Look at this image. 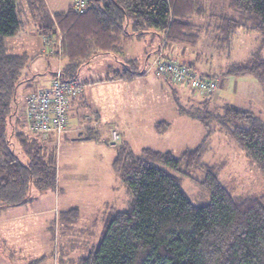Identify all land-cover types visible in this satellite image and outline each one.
Instances as JSON below:
<instances>
[{"label": "trees", "instance_id": "1", "mask_svg": "<svg viewBox=\"0 0 264 264\" xmlns=\"http://www.w3.org/2000/svg\"><path fill=\"white\" fill-rule=\"evenodd\" d=\"M228 7L236 16L210 13L205 0H91L82 15L72 5L53 18L45 0H0V208L30 202L34 188L44 192L57 187L56 155L39 136L25 131L19 114V89L32 79L24 77L31 55L11 50L8 38L30 25L40 36L61 29L63 71L73 80L96 56H117L133 38L152 34L166 45L196 47L212 30L218 50L228 51L244 28L258 35L260 47L222 74H253L264 85L259 51L264 48V0H229ZM131 62H125V70L116 76L130 78L147 71L130 67ZM223 109L220 121L264 174V119L236 105ZM193 116L209 127V117ZM155 124L158 132L170 126ZM211 134L209 128L198 147L179 157L151 147L138 155L128 143L118 144L112 164L132 202L107 216L96 249L76 264H264V194L234 196L219 178V167L203 162ZM198 168L205 172L198 182L211 194V202L203 206L190 201L172 172L189 176ZM80 216V209L71 208L59 212L58 219L76 224Z\"/></svg>", "mask_w": 264, "mask_h": 264}, {"label": "rangeland", "instance_id": "2", "mask_svg": "<svg viewBox=\"0 0 264 264\" xmlns=\"http://www.w3.org/2000/svg\"><path fill=\"white\" fill-rule=\"evenodd\" d=\"M228 1L206 0V5L210 13L236 16L229 9ZM198 21L199 24L206 25L204 23L205 19H198ZM32 28V25L27 26L26 29H22L14 36L8 38V44L19 52L26 51L28 41L38 47L40 45L39 33L32 32L31 35H28L29 30ZM206 33H211V31L208 30ZM56 34L58 37L57 41L61 43L59 48H62L63 32L60 29ZM205 34H203L202 41L195 51L203 53L202 60L209 68L206 70V68L198 66V68L193 67V69L200 73H215L213 75L219 77V88L215 93L203 95L189 86L182 85V87L179 86L181 84L173 82L175 85L170 84L168 89L170 92H172L171 87L176 89L175 103H173L170 99L169 101L166 100L167 94L152 88L150 83L144 84L142 82L125 87L119 86V88H115L111 96L106 97L105 101L108 105H111L110 109L118 108L120 119H115L118 116L111 113L112 115L107 116L105 120H101L100 129L92 128L91 131L80 130L70 135L72 139L78 140L81 136H88L94 140L93 144L87 145V147L79 143L74 145L63 140L67 136L61 138L62 135L51 134L50 137L52 139L48 142V146L49 150L56 155L57 187L55 190L44 192L34 188L32 200L26 206L33 211L34 209H37V211L51 209L59 196L61 200L59 207L62 208V211H64V207H67L65 204L68 201L69 206L81 209L82 219L76 224H65L59 221V212H51L50 210L42 215L38 214L34 217L22 219L17 226L11 224V226H8L7 242L3 239L0 240V264H28V261L32 260L35 261L34 264H76L81 256H86L96 249V246L101 241L107 216L113 213L111 208L116 205L128 208L132 202V194L121 182L116 171H114L112 163L117 153V148L112 146V141L108 142V140H105V134L107 133L111 137V133L117 131L121 138L116 145L126 142L138 155L143 152L145 147H151L164 152H167V150L173 151L175 156L179 157L183 151L198 147L207 136L210 128L212 134L208 139V148L203 153V162L219 167V178L224 185L228 186L234 196L246 198L264 194L263 172L251 159L246 157V154L243 153L238 143L233 140L219 119V115L223 114V108L226 105H236L242 109L247 108L264 119V85L260 83L258 78L253 74L230 76L222 74V71L228 69L232 64L242 62L254 53L260 47L261 41L256 33L242 28L234 37L231 50H218L217 41L212 42L211 40L213 33L208 36ZM59 36L62 37V40ZM154 37L152 34L145 35L140 42L138 41L134 44L137 46L129 47L127 52H120L117 56L112 54L98 55L90 63L84 65L85 68H83L85 71L97 70L104 75L107 72L112 74L114 72H123L125 70L124 63L132 60L133 62L128 65L141 71L149 57V64L153 61L155 53L164 52L165 56L169 54V46H165L163 51L158 50L157 47V51H154L149 56L154 47L157 46V42L160 43L159 39H154ZM161 44H166L164 39ZM34 45L31 44L29 47H34L33 49L37 51L38 49ZM27 50L36 53L35 50ZM259 51L264 58V48ZM58 60L61 61L57 57L56 63L61 65ZM38 62L40 63L41 60L38 59ZM183 62L185 63L186 61ZM56 63L52 61L50 69L56 68ZM61 66H64V64ZM34 69L38 70L36 66H34ZM62 69L64 70V68ZM80 74L81 71L76 79H81ZM157 76L155 69L149 74V77L154 80ZM158 78L162 77L158 76ZM40 80V75L36 76L31 80L30 85L26 82L19 89V114H21L22 120H24L22 110L27 103L28 94L39 89ZM184 93L186 94L183 95ZM114 95L116 98H114ZM157 95L162 97V102H158L159 106L165 101L163 105H165L166 112L169 113L171 123H173L170 129L168 128L169 130L167 129L168 131L164 132H158L154 125V121L159 118V115L151 99ZM149 105L151 108L148 107ZM172 106H174V112ZM128 109L131 113L144 114L145 119L140 123L142 128L129 127L126 137H122V127L118 125V122H120L119 120L122 117L126 116L124 112L127 113ZM78 111L76 110L74 117L76 115V118L81 117L84 119L85 115H83V112L81 110ZM69 114H72L71 111ZM193 115L209 117V127ZM76 118H74V121ZM71 137H68V139H71ZM16 148L19 150L20 147L16 146ZM22 155L25 157L24 154ZM172 172L181 180L182 189L191 202L199 206L211 202L210 192L198 182L203 180L205 174L203 169L198 168L189 176L184 175L182 171ZM89 175L92 176L90 179L97 184V190L92 192L95 197V203L96 200L97 203L100 201L98 205L103 206V210L108 208L106 214L102 212L103 210L101 211L99 218L93 217V213L96 211L95 203L93 204L92 202L90 205H88L89 202L86 203L92 195L87 197L88 195H85V193L79 192L85 185L84 178L86 176L89 177ZM59 181L61 185L64 183L66 187H68L67 182H70L74 187V191H70L71 194L69 196L65 195L66 192H63V187L59 188ZM124 190H127L125 192H128L129 196L124 193ZM92 221H95V223H92ZM32 254L35 256L34 258H31Z\"/></svg>", "mask_w": 264, "mask_h": 264}, {"label": "crops", "instance_id": "3", "mask_svg": "<svg viewBox=\"0 0 264 264\" xmlns=\"http://www.w3.org/2000/svg\"><path fill=\"white\" fill-rule=\"evenodd\" d=\"M45 2L47 3L50 14H52L53 18L55 17L56 12L66 11V10L70 9V7L73 5L72 0H45ZM198 19L199 18H196L197 23L199 22ZM204 23L207 24L206 21H204ZM210 31H211V33H206L205 35L208 36V35H211L213 33V38L211 39V37H210V39L212 40V42H214V41H216V35L212 30H210ZM32 32L37 33L36 27H33L31 30H29L28 35H31ZM39 38H40V45L38 47H37V45L35 46L30 41H28V44H27V49H30V50H35V49H33L34 47H29V46H31V44L34 45L36 47V49H38L37 51L35 50L36 53L29 52L27 49H26V51H22V52L20 51L19 52L17 50H14L11 45H9V44L8 45H9L10 49L13 51H16L19 53H23V52H29L30 53L31 63L27 67V69L24 71L25 72L24 77H26L27 79L28 78L34 79V77L40 75L41 80L39 81L38 86L39 87L50 86L51 78L55 74V72H56L55 70L59 66L56 63L57 57L61 59V61L58 60L59 62H61L60 63L61 65L62 64L65 65V62L63 61L62 55L60 56L59 54H57L55 56L54 53L48 54V53L44 52L42 49L43 48V40H42L41 36H39ZM140 40H141V38H140ZM140 40L133 38L132 41L129 43V46L124 51H120V52L121 53L127 52L129 50V47L137 46L134 44L138 41L140 42ZM201 41H202V38L200 39L199 44L201 43ZM199 44L197 46H199ZM165 46H169V48H168L169 54H166V56L173 59L174 61L176 60L178 62L183 63L184 65H187V63L189 62L190 64L194 65V68H198V66L200 68H202V67L206 68V70H207V68H209L207 65L204 64V61L202 60L203 53H201L200 51H197V52L195 51L197 46L196 47H189V46L185 47V46H182L179 44H174V46H172V45L161 44V41H160V43L157 42V46L154 47V50H152V52L150 53L149 56H151L154 51H157L156 50L157 47H158V50L163 51V49H165ZM120 52H118V53H120ZM38 53H41V54L38 55ZM159 53L164 55V52L163 53L157 52L155 54H159ZM149 58L146 60L145 65H144V68L147 67V71L144 74L135 75V76H132L130 78H125L121 75L119 77L116 76V75L120 74V72H122V71L114 72L112 74H111V72H107L104 75L102 72H98L97 70H86L85 71L84 70L85 66H84V68L81 69V74H80L81 79H79V80L83 81V82H87V86H86L85 92L82 96L74 98L73 100L70 101V103H69L70 107H69L68 114L70 111L72 114H69V116H70L69 124L67 126V129L64 131V133L61 134L62 135L61 138H63V136H67V137H65L66 139H63V140L64 141L66 140V141H68L74 145L79 143L80 145L82 144L83 146L87 147V145L93 144L94 140L92 138H89L88 136H86V137L81 136L80 139L78 140V139H72V137L70 135L75 134L76 132H78L80 130L81 131H87V130L91 131L92 128H97V130L100 129L101 128V126H100L101 120H105V118L107 116H109L111 113L118 116L115 119H120L119 118L120 112L118 111V108L110 109L109 107L111 105H108L107 102L105 101L106 97L111 96V93L115 91V88H119V86L125 87V86L130 85V84H136V83L140 84L142 82H144V84L150 83V86L152 88L156 89L157 91L159 90V91L163 92L164 94H167L166 100L169 101V99H170V100H172L173 103H175V98H176L175 97V95H176L175 91H176V89H173L171 87L172 92H170V90H168V89H169L170 84L175 85L176 83L174 84L170 79L165 78V77L162 79V78H158V76H157L155 78V80L151 79L149 77V74L151 72H153V70L152 69L149 70V68H150L149 66L151 64V63L149 64ZM38 59L41 60L40 63L38 62L39 65L37 63ZM49 60H51V61H49ZM52 61L54 63H56V68H54V69H50V63ZM183 61H186V62L184 63ZM34 66H36V68L38 70H35ZM62 67L64 68V66H62ZM206 70H204V71H206ZM50 71H52V72H50ZM202 73H204L206 75L215 74V73H210V72H202ZM82 75H83V77H82ZM214 76H216V75H214ZM217 79H219V77H217ZM31 80H29L27 82L28 85H30L29 83H31ZM179 86H182V85H179ZM185 94L186 93H184L183 95H185ZM102 97H105V98H102ZM114 98H116L115 95H114ZM151 101L153 102L154 108L157 110L158 115H159V118H156L154 123L160 122V121L170 123V126H169V129H170V127L173 123H171L169 113L166 112L167 109H165V105H163V103H165V101L160 106L158 104V102H162L161 95L154 96V98H152ZM113 105H116V104H113ZM25 106H24V109L22 110L23 114H24V111L26 109ZM148 107L151 108L150 105ZM76 110H77V112H79L78 110H81L83 112V115H85L84 119H82L81 117L76 118V115L74 117ZM172 110L174 112V106H172ZM124 115H126V116L122 117L121 120H119L120 122H118L119 123L118 125H120L122 127V131H121L122 137H126L125 135L127 134L129 127L132 128L134 126L136 128H142L140 123H142L143 120L145 119L144 114L140 115L137 112L131 113L130 110L128 109L127 113L124 112ZM74 118H76L75 121H74ZM154 125L156 126V124H154ZM23 127H24L26 132L30 133L29 129H27L26 124ZM68 137H71L72 140L70 138L68 139ZM51 139H52V137H49L48 139H42L43 140L42 142L47 146L48 142L51 141ZM105 140H108V142H111L113 140L112 135L110 137V135H108V133L105 134ZM22 160L24 162H27L23 155H22ZM90 178H92V176H90V175H89V177L86 176V178H84V184L85 185H84L83 189L81 188V190H79V192L85 193V195H88L87 197L92 195V192L97 190V184H95L94 180H91ZM58 185H59V188L63 187V192L64 191L66 192L65 195L69 196L71 194L70 191L71 192L74 191V187L70 184V182H67L68 187H66V185H64V183H63V185H61L60 181H59ZM70 185H71V187H70ZM124 189H126V188H124ZM125 191H127V190H124V193H127V195L129 196V193L125 192ZM92 202H93V204L95 203V197L93 195L86 201V203H88V205H90ZM99 202L97 203V200H96V203H95L96 211H95V213H93V215H94L93 217L99 218V216H101V211L103 210L102 209L103 206H99L98 205ZM53 203H54V201H53ZM26 204L27 203L22 204L20 206H10V208H0V240L3 239L5 242H7V240H8L7 235H8V230H9L8 226H11V224H15V226H17V224L20 223L22 221V219L34 217L35 215H38V214L42 215V214L47 213V211H50V210H51V212L55 211L56 213L62 212V208L59 207V205L61 204V200H60L59 196H58V198H56V201L54 203V206H56V208H54V206H52L53 208H51V209H45L42 211H37V209H34V211H33V210L29 209L26 206ZM66 205H67V207H64V209H63L64 211H67L71 208H74L73 206L68 205V201L65 204V206ZM122 207H124V206H122ZM122 207H118V205H116V206H113V208H111V209L113 211H122L126 208V207H124V208H122ZM106 210L108 211V208H106ZM106 210H103L102 212H105V214H106ZM113 211H111V212H113ZM80 212H81V216H82L81 209H80ZM81 216H80V218H81ZM92 223H95V221H92ZM26 241H28V240H26ZM34 257L35 256L32 254L31 258H34ZM34 263H35L34 260H32L30 262L28 261V264H34Z\"/></svg>", "mask_w": 264, "mask_h": 264}, {"label": "built area", "instance_id": "4", "mask_svg": "<svg viewBox=\"0 0 264 264\" xmlns=\"http://www.w3.org/2000/svg\"><path fill=\"white\" fill-rule=\"evenodd\" d=\"M72 2L75 12L81 15L89 10L91 4V0H72ZM59 37L62 40V37ZM41 38H43L44 52L57 54L60 51L58 54L61 55L62 48H59L61 43L57 41L56 33L51 32L49 35H42ZM54 47L57 49L55 50ZM149 67V70L155 69L159 77L189 86L203 95H211L219 88L217 78L207 77L189 65L174 61L161 53L155 54ZM62 68L59 65L55 70L50 86H41L37 91L28 94L24 120L27 129L41 139H48L53 133L58 136L64 133L70 120L69 103L74 98L82 96L87 86V82L67 79ZM112 137L111 144L117 146L120 135L115 131Z\"/></svg>", "mask_w": 264, "mask_h": 264}, {"label": "bare ground", "instance_id": "5", "mask_svg": "<svg viewBox=\"0 0 264 264\" xmlns=\"http://www.w3.org/2000/svg\"><path fill=\"white\" fill-rule=\"evenodd\" d=\"M53 136V135H52Z\"/></svg>", "mask_w": 264, "mask_h": 264}]
</instances>
